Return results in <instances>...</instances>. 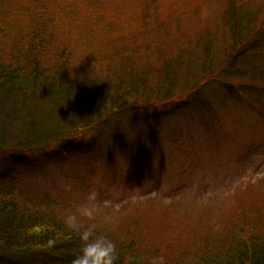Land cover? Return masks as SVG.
Returning a JSON list of instances; mask_svg holds the SVG:
<instances>
[{
	"label": "trees",
	"instance_id": "1",
	"mask_svg": "<svg viewBox=\"0 0 264 264\" xmlns=\"http://www.w3.org/2000/svg\"><path fill=\"white\" fill-rule=\"evenodd\" d=\"M205 1L0 0V154L14 167L0 172V264H71L80 247L62 223L66 211L57 201L46 206V197L38 202V189L17 174L24 158L66 155L79 137L116 120L118 128L139 125L140 112L123 113L181 97L178 76L193 94L180 102L206 109L204 89L214 83L234 96L260 83L264 1L222 0L201 19ZM254 205L225 219L219 240L206 239L195 254L175 252L167 264H264V200ZM117 212L116 222L106 213L97 222L117 244V264H149L166 247L132 236L142 224L129 227L135 205Z\"/></svg>",
	"mask_w": 264,
	"mask_h": 264
},
{
	"label": "rangeland",
	"instance_id": "2",
	"mask_svg": "<svg viewBox=\"0 0 264 264\" xmlns=\"http://www.w3.org/2000/svg\"><path fill=\"white\" fill-rule=\"evenodd\" d=\"M220 1L206 0L199 18L214 16ZM136 6L129 10L134 12ZM260 30L264 34V25ZM260 43L264 47V38ZM257 62L264 69V53ZM258 80L243 91V97L214 83L204 89L210 103L206 109L180 102L186 92L193 94L178 76L175 86L181 97L177 93L165 105L123 113L140 112L136 119L143 115L144 121L139 125L134 120L118 128L116 120L112 129L79 137L66 155L42 163L35 162L37 157L24 158L17 174L38 189V202L44 197L49 201L46 206L57 201L59 211L74 210L90 188L99 191L110 223L119 219L117 211L125 203L133 204L138 213L129 227L141 219L142 224L132 236L149 246H165L158 253L166 261L175 252L195 254L208 243L206 239L219 240L225 219L232 220L240 209L264 200V117L260 119L257 111L264 116V76ZM258 91L262 102L256 100ZM12 165L7 155L0 154V172H14ZM67 182L73 185L71 192L64 191ZM108 225L124 234L123 229Z\"/></svg>",
	"mask_w": 264,
	"mask_h": 264
},
{
	"label": "clouds",
	"instance_id": "3",
	"mask_svg": "<svg viewBox=\"0 0 264 264\" xmlns=\"http://www.w3.org/2000/svg\"><path fill=\"white\" fill-rule=\"evenodd\" d=\"M63 188L65 192H71L73 185L67 182ZM104 211L99 191L90 188L74 210L63 213L64 227L80 243L71 264H117L119 259L117 244L105 231L98 229L97 222ZM49 243L53 244L54 241ZM149 264H167V261L164 256H154Z\"/></svg>",
	"mask_w": 264,
	"mask_h": 264
}]
</instances>
